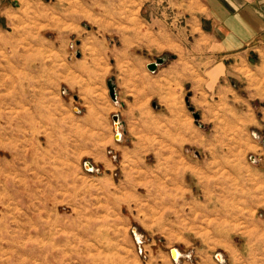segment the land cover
Returning <instances> with one entry per match:
<instances>
[{
    "label": "rangeland",
    "instance_id": "374dc122",
    "mask_svg": "<svg viewBox=\"0 0 264 264\" xmlns=\"http://www.w3.org/2000/svg\"><path fill=\"white\" fill-rule=\"evenodd\" d=\"M19 3L0 14V264H264L260 61L221 60L169 0Z\"/></svg>",
    "mask_w": 264,
    "mask_h": 264
},
{
    "label": "crops",
    "instance_id": "0c3cea01",
    "mask_svg": "<svg viewBox=\"0 0 264 264\" xmlns=\"http://www.w3.org/2000/svg\"><path fill=\"white\" fill-rule=\"evenodd\" d=\"M10 1V4H9ZM20 0H0V14L8 13L20 5ZM174 7L190 12L192 25L199 35L214 43L221 60L232 59L234 63L247 61L252 57L264 66V0H169ZM2 26H0V31ZM253 52V54H252ZM152 62V61H151ZM147 63V67L148 64ZM170 66L164 71L165 78L175 79L184 75L175 64L169 62L158 66ZM259 65V64H258ZM166 70V69H164ZM124 106H126V103ZM130 124L134 116L131 108L126 110ZM135 128V127H134ZM134 134V132H133Z\"/></svg>",
    "mask_w": 264,
    "mask_h": 264
},
{
    "label": "water",
    "instance_id": "95a60500",
    "mask_svg": "<svg viewBox=\"0 0 264 264\" xmlns=\"http://www.w3.org/2000/svg\"><path fill=\"white\" fill-rule=\"evenodd\" d=\"M167 60L166 56H159L157 57L154 61L150 62L148 64V68L154 72L157 70L158 66L165 63ZM108 86H109V90H110V95L112 97V99L114 101H118V93H117V88H116V83L112 80V79H109L108 80ZM187 103H188V106H189V109L193 112V115H194V118H195V122L197 124H199L200 126H203L202 123H200V117H201V114L200 112L196 111L195 110V107L192 106L190 103H189V99L187 98ZM113 121H114V127L116 129V131L118 130L119 127H121L123 125V121L120 120V116L119 114H114L113 115ZM116 137L117 139H120L122 137V133H119L117 131V134H116ZM86 165V168L87 169H91L93 168V164L91 162H86L85 163ZM136 231V230H135ZM137 235V234H136ZM137 239H138V236H137ZM138 241H140V239H138ZM175 250V248L172 249V251ZM222 254L221 253H217V258L219 259V261H223V258H222ZM176 259V258H174ZM177 261V260H176Z\"/></svg>",
    "mask_w": 264,
    "mask_h": 264
},
{
    "label": "bare ground",
    "instance_id": "6f19581e",
    "mask_svg": "<svg viewBox=\"0 0 264 264\" xmlns=\"http://www.w3.org/2000/svg\"><path fill=\"white\" fill-rule=\"evenodd\" d=\"M116 130V129H115ZM119 133H121V129H120V127L118 128V130H117ZM15 152H17V151H15L14 149H12V148H10V155H12V154H14ZM18 153V152H17ZM47 196V195H46ZM44 223V222H43ZM42 232H45V231H42ZM81 232L82 233H85V232H87V230L86 229H82L81 230ZM55 233H57V232H55ZM138 234V239H141L142 237H141V235L139 234V233H137ZM76 235V234H75ZM81 238H82V236H80ZM53 239H55V236L53 237ZM58 240V239H57ZM51 245V243H48V242H46V243H44L43 244V246L46 248V251H48L47 249H49V246ZM96 247V246H95ZM45 253V252H44ZM171 255H172V257L173 258H176V259H180L181 258V256H183L184 255V253L183 252H181L180 250H178L177 248L175 249V250H171ZM48 258V256L47 255H45V259H47ZM88 259H89V257L88 256H86L84 259H83V261L85 260V262H87V264H89L88 263ZM224 259V258H223Z\"/></svg>",
    "mask_w": 264,
    "mask_h": 264
}]
</instances>
